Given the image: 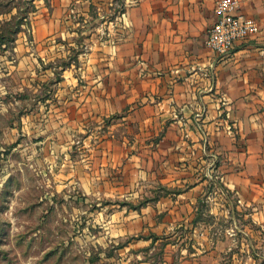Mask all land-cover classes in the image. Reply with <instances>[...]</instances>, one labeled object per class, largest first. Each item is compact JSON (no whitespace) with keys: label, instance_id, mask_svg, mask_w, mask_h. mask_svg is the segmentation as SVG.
<instances>
[{"label":"crops","instance_id":"crops-1","mask_svg":"<svg viewBox=\"0 0 264 264\" xmlns=\"http://www.w3.org/2000/svg\"><path fill=\"white\" fill-rule=\"evenodd\" d=\"M217 1L34 0L15 67L81 36L78 76L57 82L46 114L112 116L115 158L162 190L129 231L174 237L175 264H264V0H241L259 29L224 56L206 42Z\"/></svg>","mask_w":264,"mask_h":264},{"label":"rangeland","instance_id":"rangeland-1","mask_svg":"<svg viewBox=\"0 0 264 264\" xmlns=\"http://www.w3.org/2000/svg\"><path fill=\"white\" fill-rule=\"evenodd\" d=\"M35 9L34 0H0V264H175L174 237L129 231L141 223L130 211L162 190L115 158L103 136L112 116L99 127L72 110L46 114L57 82L78 76L81 36L58 40L48 61L15 67L16 37Z\"/></svg>","mask_w":264,"mask_h":264},{"label":"built area","instance_id":"built-area-1","mask_svg":"<svg viewBox=\"0 0 264 264\" xmlns=\"http://www.w3.org/2000/svg\"><path fill=\"white\" fill-rule=\"evenodd\" d=\"M240 2L241 0L216 2L217 18L208 29L206 42L220 56L228 54L237 42L247 39L259 29L256 18L237 13ZM228 131L234 132L233 124H229Z\"/></svg>","mask_w":264,"mask_h":264},{"label":"trees","instance_id":"trees-1","mask_svg":"<svg viewBox=\"0 0 264 264\" xmlns=\"http://www.w3.org/2000/svg\"><path fill=\"white\" fill-rule=\"evenodd\" d=\"M24 23H25L24 21H23V22H21V23H20V26H21V25H23ZM19 30H20V29L18 28V31H19Z\"/></svg>","mask_w":264,"mask_h":264}]
</instances>
